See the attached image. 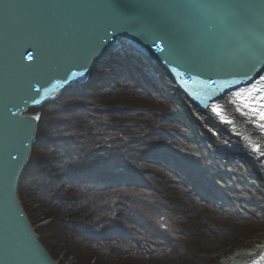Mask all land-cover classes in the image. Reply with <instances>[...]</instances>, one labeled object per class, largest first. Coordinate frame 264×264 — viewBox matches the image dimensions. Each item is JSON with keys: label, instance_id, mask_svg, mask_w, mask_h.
Segmentation results:
<instances>
[{"label": "trees", "instance_id": "obj_1", "mask_svg": "<svg viewBox=\"0 0 264 264\" xmlns=\"http://www.w3.org/2000/svg\"><path fill=\"white\" fill-rule=\"evenodd\" d=\"M37 110L18 198L34 226L48 219L34 231L52 257L215 264L209 253L263 237L256 180L193 133L162 76L126 48Z\"/></svg>", "mask_w": 264, "mask_h": 264}, {"label": "water", "instance_id": "obj_2", "mask_svg": "<svg viewBox=\"0 0 264 264\" xmlns=\"http://www.w3.org/2000/svg\"><path fill=\"white\" fill-rule=\"evenodd\" d=\"M122 45L197 108L262 68L264 0H0V264H58L18 199L39 122L30 110L84 83ZM29 51L35 64L22 59ZM70 69L85 74L66 82Z\"/></svg>", "mask_w": 264, "mask_h": 264}, {"label": "bare ground", "instance_id": "obj_3", "mask_svg": "<svg viewBox=\"0 0 264 264\" xmlns=\"http://www.w3.org/2000/svg\"><path fill=\"white\" fill-rule=\"evenodd\" d=\"M221 97V100L225 102V112L227 111L235 121L243 123L242 127L250 134L251 142L241 140L239 136L233 137L232 133L223 134L219 117L213 114L211 109H207L203 103L196 108L189 104L186 99H183L184 103L182 102L181 104L184 105L186 110L190 111L194 121L205 127L206 132L211 136L213 144H217L220 151L226 152L227 149H232L243 159H250V167L256 174L257 177H255L260 179V185L262 186V184L264 185V162L260 161L262 156L258 154L257 148H261L264 151V128H261V123L250 117V114L244 112L236 103H233L232 98H229L226 93L221 95ZM261 257H264V238L247 249L242 248L231 251L229 255L221 257L217 264H242L245 261L252 263L253 260L256 264H264V259H261Z\"/></svg>", "mask_w": 264, "mask_h": 264}, {"label": "snow or ice", "instance_id": "obj_4", "mask_svg": "<svg viewBox=\"0 0 264 264\" xmlns=\"http://www.w3.org/2000/svg\"><path fill=\"white\" fill-rule=\"evenodd\" d=\"M157 39H160V38L157 37ZM154 44H155V42H154ZM156 48H157V51H163L164 50L158 44L156 45ZM22 59L27 64H35L36 63V56L34 55V52H32V51H29V52H27L26 55H23ZM172 71L175 72L176 69L173 68ZM69 72H70V75L65 76L66 82L71 81L72 79H75L77 77H83L85 74L84 71L77 72V71H72L71 69L69 70ZM245 75H247V73H245ZM259 80H261V83L257 84V86L255 88H253L250 92H248L247 94L240 93L238 96H235V97L241 99V102L243 103L244 108L251 109L254 113H256L259 116L261 121H264V79H262V76H261L259 78ZM241 83H244V81H240V80H234L231 82L225 81L222 84V87H220L221 94L223 93L224 90L233 87V85L238 86ZM213 84H215V81H212V84H209V87H211ZM30 90H35L37 93H39V91H40L39 88H34L33 84L30 85ZM233 103H234V101H233ZM9 111H10V109H9ZM211 111L217 117H220L221 120L223 121L222 109L220 108V106L214 104L212 106ZM10 114L14 117L17 116L16 112L10 111ZM32 119L38 120L39 117H32ZM224 122L227 124L232 123L231 121H224ZM260 127L264 128V124H261ZM18 156H19V154H13L11 152L8 154V158L12 162L18 161ZM261 259H264V257H261Z\"/></svg>", "mask_w": 264, "mask_h": 264}, {"label": "rangeland", "instance_id": "obj_5", "mask_svg": "<svg viewBox=\"0 0 264 264\" xmlns=\"http://www.w3.org/2000/svg\"><path fill=\"white\" fill-rule=\"evenodd\" d=\"M160 75V74H159ZM170 91V90H169ZM168 91V93L170 94V96H173V95H171V93ZM175 96V95H174ZM176 99V98H175ZM176 101H177V103H179L180 104V102L176 99ZM176 103V104H177ZM181 105V104H180ZM182 106V105H181ZM183 108V107H182ZM194 123V122H193ZM198 125V124H197ZM201 126V127H200ZM198 125V127H199V130L202 132V133H204V136H205V138L207 139V141H210V143L212 142V139H211V136L209 135V133H207L206 132V129H205V127L204 126H202V125ZM213 143V142H212ZM211 143V144H212ZM215 145H217V144H215ZM214 146V145H213ZM217 147H219L218 145H217ZM216 149V148H215ZM217 150V149H216ZM228 150V149H227ZM229 151H233V152H235V150H232V149H230ZM225 152V151H224ZM218 153H220V151L218 150ZM250 160V159H249ZM249 160H246L245 159V161L247 162V163H250L249 162ZM248 169H249V171L251 170L252 172H253V169H252V167H250V165H248V167H247ZM254 173V172H253ZM254 175L256 176V174L254 173ZM257 177V176H256ZM256 177H254V178H256ZM255 180H257V184L259 185V189H262V191H264V185L262 184V186L260 185L261 184V181H260V179H258V178H256ZM49 223V221H46L45 219L44 220H38V222H37V224H36V227H38V226H40V225H46V224H48ZM263 238H264V235H263V237H261L260 239H257L255 242H252L251 243V246L250 247H252L253 246V244L254 243H258V242H260L261 240H263ZM249 248V247H248ZM221 255V254H220ZM208 256H211L212 258H215L217 261H219V258H220V256H219V253H209L208 254ZM219 256V257H218ZM222 256V255H221ZM57 260H59V262L61 263V264H71V258L70 257H63V256H59V257H57ZM92 263V262H91ZM216 264V263H215Z\"/></svg>", "mask_w": 264, "mask_h": 264}]
</instances>
